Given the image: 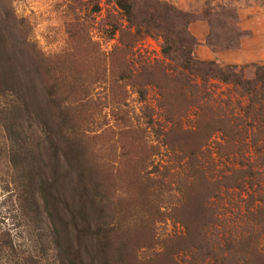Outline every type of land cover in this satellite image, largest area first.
<instances>
[{"label": "rangeland", "instance_id": "rangeland-1", "mask_svg": "<svg viewBox=\"0 0 264 264\" xmlns=\"http://www.w3.org/2000/svg\"><path fill=\"white\" fill-rule=\"evenodd\" d=\"M137 1L174 9L170 30H187L196 60L246 79L264 66V0ZM136 32L114 0H0V66L30 99L24 126L53 173L45 204L40 178L23 187L16 176L0 127V264H245L238 244L224 261L212 242H238L253 218L264 222V141L254 147L248 126L245 141L216 128L206 143V122L248 123L247 102L215 81L208 109L194 108L164 80L175 65L163 39Z\"/></svg>", "mask_w": 264, "mask_h": 264}, {"label": "trees", "instance_id": "trees-1", "mask_svg": "<svg viewBox=\"0 0 264 264\" xmlns=\"http://www.w3.org/2000/svg\"><path fill=\"white\" fill-rule=\"evenodd\" d=\"M117 7L125 15L127 21L136 28V33L152 34L155 33L161 37L164 41L162 47L163 55L174 62L175 66H168L163 68L162 74L165 81H173L177 85L180 84L181 92H188L191 95L193 106L202 109H208L206 106L202 107L200 104H205L212 98V93L209 88L213 87L211 82H219L223 86L232 88L237 96L246 100L247 104L241 110L248 123H244L241 119L224 120L219 127L208 125L207 129L210 131V136L206 143L211 139L213 132L220 129L222 134L233 139L237 138L247 140L248 126L254 129L251 132V142L254 147H259L258 142L264 141V66H256L253 79H246L244 70L239 69L237 66H227L222 68L215 62L199 61L194 58L193 45L190 43L192 38L188 35L187 30L177 28V33L171 32L170 17H179L180 15L172 9L170 6L162 4L160 2H150L149 5L139 3L137 0H114ZM170 16V17H169ZM216 86V85H215ZM214 86V87H215ZM30 100V99H29ZM23 95L21 85L18 86L15 80L14 70L12 68H4L0 66V127L6 134L8 142V159L13 166L17 177H27L25 180H21L23 187L31 183L34 177L40 178V194L47 204V197L49 195V181L44 177H49L51 173L48 166V161L41 160L36 156L34 148L31 146L34 141L30 136V129L24 126L25 121L31 122L33 115L31 114L30 101ZM240 106V105H239ZM64 114L59 112V116ZM41 126L44 127V139L43 141L49 145V151L53 157L58 158L59 147L57 149L53 140H51L49 133L45 128L47 124L43 119H40ZM170 121V120H169ZM171 122V121H170ZM176 125V123H175ZM177 126V125H176ZM181 129V127H175ZM201 125L198 129H201ZM217 128V129H216ZM259 133L262 137L253 136ZM245 134H247L245 136ZM249 136V137H250ZM49 143V144H48ZM31 146V147H30ZM69 147V144L66 145ZM72 147V145L70 146ZM260 148V147H259ZM201 147H195L191 156L196 157L199 155ZM258 153L262 155L260 166L264 167V152L262 148L256 149ZM71 151L63 152L64 159H67ZM61 156V155H60ZM248 168L246 171H249ZM53 174V173H51ZM248 177H258L255 184H258L259 173L247 172ZM246 178V177H245ZM250 180L251 179H247ZM243 181L240 185L243 188ZM254 187V184H250ZM262 199V198H261ZM259 215V214H258ZM212 215V220H213ZM189 223V220L186 219ZM252 224L257 227L258 230H254L253 226L249 228V236L244 235V238L233 242V240L224 241L221 243L213 241L212 253L215 255L221 254L224 256V261L233 254H236L233 250L234 244H238L241 253L244 257L245 264H264V247H262L264 237V222L262 218L256 220L252 219ZM211 222V223H210ZM210 225L213 221H210ZM223 240V239H222ZM207 242L203 245H196L197 250L202 251L208 248ZM193 248V247H192ZM191 250L190 247L183 248L184 252ZM99 248L95 251V256H99ZM212 255L209 252V256Z\"/></svg>", "mask_w": 264, "mask_h": 264}]
</instances>
